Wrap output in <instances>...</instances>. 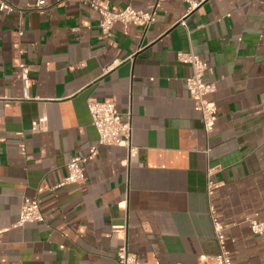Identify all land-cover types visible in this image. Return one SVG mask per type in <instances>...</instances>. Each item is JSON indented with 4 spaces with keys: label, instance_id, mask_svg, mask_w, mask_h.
Here are the masks:
<instances>
[{
    "label": "crops",
    "instance_id": "crops-1",
    "mask_svg": "<svg viewBox=\"0 0 264 264\" xmlns=\"http://www.w3.org/2000/svg\"><path fill=\"white\" fill-rule=\"evenodd\" d=\"M0 11V264H118L125 244L141 264H206L217 254L209 203L226 225L234 264H264V0H98L148 10V27L104 37L85 0H8ZM184 20L185 27L180 23ZM206 61L217 107L205 135L178 52ZM28 66L27 96L19 65ZM106 67V70H104ZM129 113L137 157L97 145L86 181L57 184L96 144L89 99ZM46 117L43 129L31 122ZM24 145L21 152L20 145ZM218 184L206 195V173ZM43 222L14 226L22 199Z\"/></svg>",
    "mask_w": 264,
    "mask_h": 264
},
{
    "label": "built area",
    "instance_id": "built-area-1",
    "mask_svg": "<svg viewBox=\"0 0 264 264\" xmlns=\"http://www.w3.org/2000/svg\"><path fill=\"white\" fill-rule=\"evenodd\" d=\"M188 9L192 10L199 5V1L185 0ZM90 8L95 10L99 18V28L104 37L111 35L112 27L120 23L122 25L133 24L142 27H148L156 19L155 7L148 10L135 9L127 5L121 9L113 10L108 3L101 4L98 0H85ZM42 1L39 0L36 6L40 8ZM14 10L13 5L8 0H0V11L7 13ZM180 23L185 27L184 20ZM178 60L187 63L190 67V74L185 78V87L194 100L195 108L199 113L200 122L205 135H209L217 120L218 112L215 102L210 95L215 91L214 82L205 79V73L208 70L206 61L201 59L193 51L178 52ZM21 69V78L24 85V94L27 96L28 86V66L24 63L19 65ZM109 67H106V70ZM87 108L91 117V122L97 132V141L92 145L85 155H74L66 164V175L57 184L62 186L65 184H83L86 181L85 163L91 160L97 153V145L120 146L126 151V163H132L137 157V147L132 143V125L129 113H122L116 108L114 98L111 99H89ZM46 117H38L31 122L30 131L37 132L43 129ZM21 152L24 151V145H20ZM213 168H208L206 173V195L211 197L218 184L212 181L211 174ZM208 213L211 219L214 237L217 241L218 252L210 256L206 264H234L232 256L227 249L225 241V231L227 229L220 220L219 216L209 203ZM44 215L40 204L36 199L24 197L22 199L18 218L14 226H22L29 222H43ZM246 222L252 234L260 235L264 233V220L256 218H247ZM118 264H141L136 253L131 252L128 247L123 244L116 251Z\"/></svg>",
    "mask_w": 264,
    "mask_h": 264
}]
</instances>
